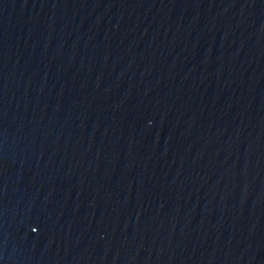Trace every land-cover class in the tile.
<instances>
[{"label": "water", "instance_id": "water-1", "mask_svg": "<svg viewBox=\"0 0 264 264\" xmlns=\"http://www.w3.org/2000/svg\"><path fill=\"white\" fill-rule=\"evenodd\" d=\"M0 264H264V0H0Z\"/></svg>", "mask_w": 264, "mask_h": 264}]
</instances>
